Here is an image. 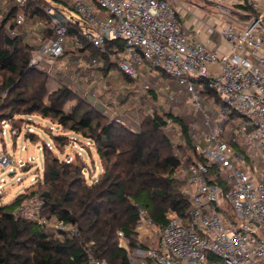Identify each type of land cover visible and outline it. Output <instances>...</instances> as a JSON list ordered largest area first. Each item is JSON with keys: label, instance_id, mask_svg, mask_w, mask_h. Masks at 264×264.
Segmentation results:
<instances>
[{"label": "built area", "instance_id": "obj_1", "mask_svg": "<svg viewBox=\"0 0 264 264\" xmlns=\"http://www.w3.org/2000/svg\"><path fill=\"white\" fill-rule=\"evenodd\" d=\"M16 1L23 5L27 0ZM211 1L221 5L222 11L225 2L249 3L259 17L248 22L210 24L198 15L200 6L195 3L198 8L191 10L187 0H73L71 6L81 15L74 18L65 9L49 3L54 34L34 43L31 49L32 66L45 71L54 82L68 84L111 121L134 131H140L135 128H140L143 116L149 114L140 100L148 96V77L141 71L147 66L173 77L179 90L189 96L191 106L204 115L207 130L194 141L198 158L183 161L177 169L183 179V192L189 198L188 212L182 216L169 211L168 223L156 227L159 230L156 246L134 250L132 259L137 264H264V0ZM186 13L206 24L210 34L218 33L220 42L210 45V40L188 33L183 19ZM24 21V14L19 12L16 24ZM76 24L82 38L78 34L69 35V27ZM15 29L11 33H16ZM113 39H120L124 46L108 48ZM86 42L99 52L92 54L85 47ZM56 61L60 63L56 65ZM65 67L73 69L72 72H66ZM114 68L130 81L142 78L131 96L133 104L141 101L133 106L134 116L129 120L136 124L121 118L125 113L114 107L118 101H107L99 95V89L107 87L106 76ZM82 78L89 82L83 83ZM205 85L218 95L207 96L208 105L217 111L213 118L214 109L205 108L202 103ZM167 89L166 84L159 90L165 102L158 105L170 107L178 101L176 93ZM24 125L0 120L1 139L11 137L10 144L5 143L0 149V206L12 202L30 187L5 201L12 186H5L9 178L20 183L31 170L38 169L35 155L28 152L25 158L15 157L19 137L36 145L44 155L48 150L73 148L63 155L67 162L77 157L84 159L87 147L93 146L90 140L77 136L62 145L50 135L61 131H47L48 126H41L44 138L33 120ZM21 150L27 151L28 146L22 145ZM88 166L82 173L89 183L99 181L106 172L101 164H94L88 174ZM98 168L100 171L95 173ZM19 170L26 174L21 176ZM42 178L43 172L31 174L29 180L33 185ZM44 204V196L30 193L18 202L13 214L36 221L46 231L81 234L77 222H66L55 214L45 215ZM139 214L141 223L136 230L152 238L151 218L143 208ZM118 234L125 237L123 231ZM83 248L89 255V264H108L106 259L92 253L90 244Z\"/></svg>", "mask_w": 264, "mask_h": 264}, {"label": "trees", "instance_id": "obj_2", "mask_svg": "<svg viewBox=\"0 0 264 264\" xmlns=\"http://www.w3.org/2000/svg\"><path fill=\"white\" fill-rule=\"evenodd\" d=\"M25 6L31 8V16H44L35 0H27L23 5L14 4L9 15L0 20V73L6 72L0 85V95L6 93L0 100V120L15 119L21 125L31 122L30 116L48 118L69 132L51 133L53 140L62 145L69 144L72 136L90 140L106 172L99 181L89 183L82 173L87 161L77 157L67 162L48 150L43 178L34 183L39 188L30 193L44 196L43 192H49L44 196L43 213L77 222L81 234L46 231L34 220L16 217L13 213L18 202L30 194L26 188L12 202L0 206V264H89V255L83 248L87 244L95 256L106 259L108 264H133L129 251L119 245L118 232H124L129 248L138 244L148 247L138 240L136 230L141 223V208L157 228L168 223L169 211L182 216L188 212L189 198L182 190L183 179L177 169L183 161L198 158L193 136L183 121L172 113L167 115L182 125L185 151L193 149V157L182 159L163 131L167 124L164 117L143 116L137 132L111 121L68 84L52 86L49 75L30 64L34 43L11 33L17 24H8L10 18L17 7ZM239 6L243 18L233 17L234 20L248 22L259 17L251 4ZM49 17H44L46 26L41 39L54 34ZM78 28L77 24L70 26L69 35L78 34ZM78 37L82 38L80 34ZM115 45L122 48L124 42L113 39L107 47ZM85 47L92 54L99 52L90 43L86 42ZM204 88L205 93L218 97L207 85ZM87 149L90 152L89 146Z\"/></svg>", "mask_w": 264, "mask_h": 264}, {"label": "rangeland", "instance_id": "obj_3", "mask_svg": "<svg viewBox=\"0 0 264 264\" xmlns=\"http://www.w3.org/2000/svg\"><path fill=\"white\" fill-rule=\"evenodd\" d=\"M87 1H91V0H87ZM187 1L190 2L189 5L191 6V8H198L196 7L195 3H192L193 0H187ZM194 1L200 6V8H198V15L201 17V19H206L207 23L212 24V23H215V20H216L217 24L222 25L224 23L233 22L234 21L233 17L243 18V16L241 15L243 12V9L239 6L241 5L239 3L225 2L222 4L223 5L222 8L224 9V11H222L221 5L220 6L217 5L213 1L212 2L210 0H194ZM72 2L73 0H63V1L61 0H35V3H37L42 9V13L44 14L43 17H38L35 15L31 16V8L27 6L23 8L17 7L13 16L10 18L8 24H15L17 13L18 12L23 13L25 16V21L23 24L15 25L16 33L20 34L21 36H24L27 41L36 43L37 41L41 39V37L44 36L42 32L43 27L46 26V20L44 17H46V15L51 16L52 14L48 9L50 5L49 3H51L52 5L56 7L65 9L66 14L68 16L79 18L81 15L75 8L71 6ZM16 3H17L16 0H0V20H2L7 15H9L11 7ZM57 10H59V8H57ZM194 21L196 22L195 19ZM195 22H193L192 25H194ZM201 24H204V23H201ZM204 25L207 27L206 24ZM35 33L38 35H35ZM222 41H224L223 38H222ZM58 63H60V61ZM58 63L56 61V65ZM64 69L68 73H71L73 70V69L69 70V68L67 67H65ZM152 70H153V73L155 74L152 73ZM141 71H142V74L144 73L148 77V81H149V89L147 91L148 96L145 97L146 98L145 100L144 98L140 99L141 101H143L142 103L145 106V109L149 112V114H145V115L149 117L158 115V116L164 117V119H168L169 123L165 127H163V131L168 135L170 140L173 142V147H174L175 152L182 159H185L189 156L190 158L193 157L194 156L193 149H192V152L185 151V149L187 148L184 147L186 146V140L183 136L182 125L180 124L179 121L173 120V118L167 117V115L169 113H172L173 115H175L177 118H179L181 121H183L187 125L189 131L191 132L193 136V140H192L193 142L197 138H200L201 136H203V133L207 130L204 124L203 113L201 111L196 110L193 104L191 106V104L189 103L190 101L189 96H187V94L183 90H179L180 87L177 85L178 82L177 81L175 82L173 77L167 74H163L160 69H152L151 67H148V66L143 68ZM4 73L6 72L0 73V85H1V81L3 79ZM96 74H99L98 70H96ZM106 78H107V87L104 89H99V95L104 100H107V101H111L113 99L114 101H118L117 103L114 104L115 109H117L121 114L125 113L123 114L122 117L121 116L120 117L126 121H129L130 118H133L134 116L133 109H132L133 106H137V104L141 102V101L138 102V100H136V103L133 104L135 101L132 100L131 96L133 95L134 90L138 87L137 82L142 81V78H140L138 81H130V79L127 78L124 74H122L121 71L117 70V68L112 69V74L107 75ZM82 80H83V83H86V84L89 82L86 79L84 80L83 78ZM51 81H52V86H54V84H58L57 82H54L52 79ZM166 84L168 86L167 90L175 92L176 94L175 93L174 94L178 98V101L176 103H173L170 107H168L166 104L158 105L159 103L165 102V98L163 97V92L160 93L159 90L164 89ZM203 94L204 95H202V101H203L202 103L204 106L206 104L205 108L208 107V108L214 109V107H210L208 105L207 96H210V95L205 92ZM3 95H6V93L4 92ZM70 104H68V106H71ZM212 113H213L211 114L212 118L217 116V111L215 109L212 111ZM32 117H33L32 120L35 123H37L39 126L37 127V131L44 138H46V135L41 130L40 128L41 126L43 127L48 126V127H45L47 131L48 130L55 131V132L61 131L62 133H69L67 129L59 126L55 122L50 121V119L48 118H42L41 116H38V115H34ZM131 124H136V123L131 122ZM21 125L25 126L24 124H21ZM49 126H54V128L49 129ZM135 129L141 130V127L135 128ZM10 142H11L10 136H6L4 140H2L0 136V149L3 148L5 143L9 145ZM17 143H18V146H17L15 157L25 158L28 152L30 154L35 155L36 156V166L38 167V169L31 170L30 173L26 175L27 178L23 182H20V183H17V182L14 183L15 180L12 178H9L7 180V183H5V186H11V185L12 186L7 196L4 199L5 201L11 200L17 194L22 192L26 187L30 186L29 191L38 190L39 187L37 188V186H35L34 184L32 185V183L29 180V177L31 174L37 176L38 173L42 174L43 172V165H44V159H45L44 153L42 151H39L36 145L26 142L23 137H19L17 140ZM24 144L28 146L27 151L21 150V146ZM71 149L73 148L67 147L61 150L56 149L52 151L57 156H59L60 159H63V155L65 154V152L71 151ZM90 152L92 155L90 154ZM90 152L86 151L84 153V159H86L87 162L89 163L88 168H86V172L88 174L90 173V168L94 169V164L98 166L100 165L99 155H98L96 147L90 146ZM99 171H100L99 168L95 169V173H98ZM18 172L21 176L26 174L25 171L19 170ZM182 190H184V184L182 185ZM149 229L154 235L152 238L144 235V232H142V230L141 232H139L140 230L137 231L138 240L144 242L143 244L148 246V247H143V248L155 247L157 244L158 238H159V230H157L156 227H149ZM122 239H123V242H125L126 245L128 246V241L125 240L124 238H119V245ZM140 247L142 246L138 244L137 246L133 248H129V246L127 248V250L129 251L130 260L133 264H137L132 259L133 252L136 248H140Z\"/></svg>", "mask_w": 264, "mask_h": 264}, {"label": "crops", "instance_id": "obj_4", "mask_svg": "<svg viewBox=\"0 0 264 264\" xmlns=\"http://www.w3.org/2000/svg\"><path fill=\"white\" fill-rule=\"evenodd\" d=\"M183 19H184V24L187 28V31L188 33H191V35L196 33L199 39L204 40V41L210 40L209 42L210 45H213V43L216 44L217 42H220L221 38L216 36L219 34L218 33L210 34L208 31V28L204 24H201L198 20H196V22L194 21L192 13H190V15L189 13H186ZM193 22H195L194 25H192Z\"/></svg>", "mask_w": 264, "mask_h": 264}, {"label": "water", "instance_id": "obj_5", "mask_svg": "<svg viewBox=\"0 0 264 264\" xmlns=\"http://www.w3.org/2000/svg\"><path fill=\"white\" fill-rule=\"evenodd\" d=\"M43 195H44V196H49V192H43ZM120 246H122V247L125 248V249L128 248V246L126 245V243L123 242V239H122V241H121V243H120Z\"/></svg>", "mask_w": 264, "mask_h": 264}]
</instances>
